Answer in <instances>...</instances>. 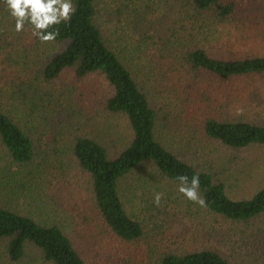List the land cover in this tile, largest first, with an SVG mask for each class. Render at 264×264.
<instances>
[{
	"label": "rangeland",
	"instance_id": "374dc122",
	"mask_svg": "<svg viewBox=\"0 0 264 264\" xmlns=\"http://www.w3.org/2000/svg\"><path fill=\"white\" fill-rule=\"evenodd\" d=\"M224 1L237 4L227 20L197 18L180 0H100L99 21L155 108L159 141L221 179L230 198L242 200L264 187V147L228 149L210 140L205 123L212 117L264 124V74L222 80L183 59L196 48L225 60L264 56V0ZM59 49L39 44L28 25L15 32L1 6L0 108L25 128L37 151L31 164L17 167L0 145V205L58 225L86 264H156L167 253L203 250L231 264H264V217L246 225L215 215L181 196L179 183L163 178L151 163L121 187L126 211L140 222L143 236L125 242L106 227L89 176L73 156L74 139L95 137L115 157L133 135L126 117L105 111L109 89L101 79L86 81L89 89L73 75L55 86L41 82L44 61ZM156 193H163L159 206ZM7 248V241L0 243V264H17ZM29 253L20 264H43L37 251Z\"/></svg>",
	"mask_w": 264,
	"mask_h": 264
},
{
	"label": "trees",
	"instance_id": "16d2710c",
	"mask_svg": "<svg viewBox=\"0 0 264 264\" xmlns=\"http://www.w3.org/2000/svg\"><path fill=\"white\" fill-rule=\"evenodd\" d=\"M198 18L207 16L227 20L236 15L237 4L224 0H180ZM75 13L69 22L54 26L59 30L53 42L43 45L60 47L47 56L40 71L41 82L56 85L67 75L83 83L101 79L103 98L109 114L126 117L132 140L115 157L97 138L78 135L74 139L73 156L78 167L89 176L95 206L106 227L119 239L135 242L143 236V228L129 216L121 187L126 178L146 163L169 181L179 183L178 176L187 175L189 183L199 175V193L206 209L235 223L252 224L264 217V187L249 199L233 200L226 185L212 173L198 169L167 149L157 138L158 114L147 94L105 35L99 21L100 0H72ZM4 4L0 0V8ZM189 13V11H188ZM37 39V38H36ZM37 42L42 44L38 39ZM184 61L200 73L222 80L264 74V56L236 60L214 58L205 49L189 50ZM92 89V88H90ZM205 133L228 149L240 151L253 146L264 147V124L242 120L224 121L210 118ZM0 145L17 167L33 162L37 146L31 135L0 108ZM8 242V258L20 264L34 249L43 264H86L71 239L56 224L39 223L7 206L0 205V243ZM156 264H231L213 250L163 255Z\"/></svg>",
	"mask_w": 264,
	"mask_h": 264
},
{
	"label": "clouds",
	"instance_id": "9594fccd",
	"mask_svg": "<svg viewBox=\"0 0 264 264\" xmlns=\"http://www.w3.org/2000/svg\"><path fill=\"white\" fill-rule=\"evenodd\" d=\"M6 11L14 21V31L19 33L28 25L33 37L42 44L53 42L59 35V30L52 31L54 26L69 22L75 13L72 0H3ZM242 110L238 109L237 114ZM178 192L186 200L200 207H206L205 200L199 194V175H194L189 183L187 175L177 177ZM163 193H156L153 202L160 205Z\"/></svg>",
	"mask_w": 264,
	"mask_h": 264
}]
</instances>
